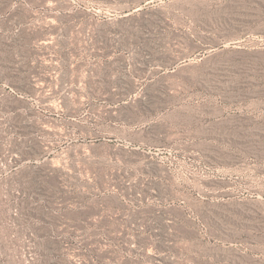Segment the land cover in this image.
Masks as SVG:
<instances>
[{
	"label": "rangeland",
	"instance_id": "rangeland-1",
	"mask_svg": "<svg viewBox=\"0 0 264 264\" xmlns=\"http://www.w3.org/2000/svg\"><path fill=\"white\" fill-rule=\"evenodd\" d=\"M0 264H264V0H0Z\"/></svg>",
	"mask_w": 264,
	"mask_h": 264
}]
</instances>
